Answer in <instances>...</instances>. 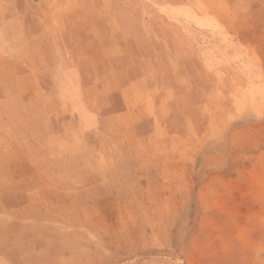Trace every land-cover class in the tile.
I'll list each match as a JSON object with an SVG mask.
<instances>
[{
	"label": "rangeland",
	"instance_id": "1",
	"mask_svg": "<svg viewBox=\"0 0 264 264\" xmlns=\"http://www.w3.org/2000/svg\"><path fill=\"white\" fill-rule=\"evenodd\" d=\"M0 169V264H264V0H0Z\"/></svg>",
	"mask_w": 264,
	"mask_h": 264
},
{
	"label": "bare ground",
	"instance_id": "2",
	"mask_svg": "<svg viewBox=\"0 0 264 264\" xmlns=\"http://www.w3.org/2000/svg\"><path fill=\"white\" fill-rule=\"evenodd\" d=\"M210 1V0H209ZM199 2V1H198ZM72 3H74V2H72ZM188 3V2H187ZM196 4V3H195ZM204 4V3H203ZM203 4H201V5H203ZM64 5V4H63ZM206 5V4H205ZM196 6V5H195ZM199 6V5H198ZM209 7H210V5H209ZM40 8V7H39ZM201 9V8H200ZM204 9H206V8H204ZM212 10V9H211ZM210 10V11H211ZM227 13H228V11H226ZM89 13V12H88ZM203 14H204V12H203ZM9 15H10V13H9ZM55 17H56V15H55ZM59 18V17H58ZM109 19V18H108ZM209 21V20H208ZM116 22V21H115ZM23 23V22H22ZM23 30V29H22ZM7 31V30H6ZM59 32V31H58ZM61 32V31H60ZM23 33V32H22ZM23 35V34H22ZM12 37V36H11ZM23 38V37H22ZM27 38V37H26ZM25 38V39H26ZM29 39V38H28ZM2 40V39H1ZM103 40V39H102ZM26 42V41H25ZM198 50V49H197ZM205 50V49H204ZM199 53V52H198ZM72 69V68H71ZM77 73V72H76ZM78 74V73H77ZM79 76V75H78ZM74 80V79H73ZM76 80V79H75ZM62 82V81H61ZM179 83V82H178ZM126 88V87H125ZM135 90V89H134ZM124 92V91H123ZM130 92H132V91H130ZM123 94V93H122ZM137 94V93H136ZM80 95V94H79ZM127 95V94H126ZM143 95V94H142ZM70 96V95H69ZM161 96V95H160ZM77 97V96H76ZM75 97V98H76ZM79 97V96H78ZM7 98V97H6ZM81 98V97H80ZM163 98V97H162ZM158 99V98H157ZM131 100H133V99H131ZM129 101V100H128ZM17 102V101H16ZM93 103V102H92ZM25 104H26V102H25ZM30 105V104H29ZM82 107V106H81ZM84 110V109H83ZM80 112V111H79ZM132 112V111H131ZM130 113V112H129ZM36 114V113H35ZM79 114V113H78ZM123 114V113H122ZM77 115V114H76ZM51 116V115H50ZM88 116V115H87ZM86 116V117H87ZM115 116V115H114ZM92 117V116H91ZM124 117V116H123ZM125 118V117H124ZM85 119V118H84ZM87 119V118H86ZM91 119V118H90ZM121 120V119H120ZM89 121V120H88ZM116 121H117V118H116ZM124 121V120H123ZM113 122V121H112ZM126 122V121H125ZM85 123V122H84ZM124 123V122H123ZM86 126V125H85ZM111 126V125H110ZM11 128V127H10ZM44 128V127H43ZM113 129V128H112ZM41 131V130H40ZM43 131V130H42ZM80 138V137H79ZM69 143V142H68ZM77 145V144H76ZM75 147V146H74ZM77 147V146H76ZM76 150V149H75ZM60 152V151H59ZM61 155V154H60ZM56 159V158H55ZM59 159V158H58ZM61 160V159H60ZM64 160V159H63ZM1 170V169H0ZM5 221V220H4ZM2 225V224H1ZM0 225V226H1Z\"/></svg>",
	"mask_w": 264,
	"mask_h": 264
}]
</instances>
